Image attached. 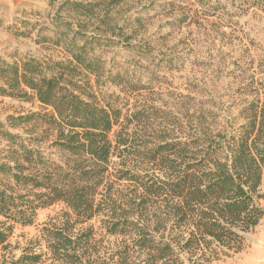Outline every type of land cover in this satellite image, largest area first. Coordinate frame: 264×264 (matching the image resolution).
Returning <instances> with one entry per match:
<instances>
[{
    "label": "rangeland",
    "instance_id": "rangeland-1",
    "mask_svg": "<svg viewBox=\"0 0 264 264\" xmlns=\"http://www.w3.org/2000/svg\"><path fill=\"white\" fill-rule=\"evenodd\" d=\"M107 2L0 0V132L32 136L27 131L31 126L10 127L8 119L50 111L34 98L8 95L12 91L5 77L10 74L2 73L8 65L64 61L73 49L71 41L77 47L90 42L86 49L96 58L95 71L78 68L74 82L85 100L119 112L110 137L114 142L128 140L112 158V202L118 213L136 206V219L148 223L162 213L164 203L151 197L139 207L141 191L135 193L134 186L165 180L171 163L150 160V151L159 144L195 139L219 143L239 136L249 109L264 101V0ZM74 4H92L93 12L86 14ZM35 131L40 133V128ZM7 150L0 135V153ZM171 154L169 149L163 152L170 161ZM118 171L128 172L127 178L133 176L139 184L127 178L118 181ZM260 204L264 209V200ZM108 220L99 215L78 223L64 203L41 208L33 224L14 226L8 246L0 248V264H13L25 254L40 255L36 264H64L52 249L59 234L73 240L88 236L82 240L88 256L109 260L134 231L111 235ZM263 231L264 219L243 234L244 251L197 264H236L253 252Z\"/></svg>",
    "mask_w": 264,
    "mask_h": 264
},
{
    "label": "trees",
    "instance_id": "trees-1",
    "mask_svg": "<svg viewBox=\"0 0 264 264\" xmlns=\"http://www.w3.org/2000/svg\"><path fill=\"white\" fill-rule=\"evenodd\" d=\"M105 1L116 6L123 0ZM74 6L86 14L94 8L92 4ZM89 43L77 47L71 41L73 49L64 61L29 60L2 71L10 74L5 77L12 91L8 95L34 98L50 111L8 119L10 127L31 126L27 131L32 136L0 132L9 145L0 153V216L5 220L0 222V248L8 246L14 226L31 225L39 209L64 203L78 223L103 215L109 218V234L126 236L128 228L134 231L109 260L88 256L82 245L88 236L73 240L59 234L52 249L64 264H186L185 258L197 264L244 251L243 234L264 219L260 204L264 200V101L249 109L250 118L239 136L219 143L205 139L202 144L195 139L155 146L148 157L159 165L171 162L167 178L135 184L134 192L141 191L139 207L152 197L161 200L164 209L152 222H141L133 211L136 206L118 213L112 202V158L120 145L128 143L110 137L120 114L85 100L74 82L78 68L95 71L96 58L86 49ZM168 149L171 161L163 156ZM128 175L118 171L117 180ZM127 181L139 184L133 176ZM40 257L25 254L13 264H36Z\"/></svg>",
    "mask_w": 264,
    "mask_h": 264
},
{
    "label": "crops",
    "instance_id": "crops-1",
    "mask_svg": "<svg viewBox=\"0 0 264 264\" xmlns=\"http://www.w3.org/2000/svg\"><path fill=\"white\" fill-rule=\"evenodd\" d=\"M236 264H264V231L259 234L258 245L249 256L239 258Z\"/></svg>",
    "mask_w": 264,
    "mask_h": 264
}]
</instances>
